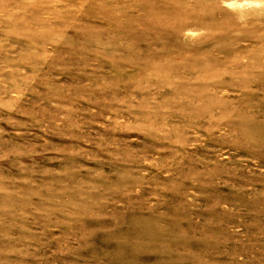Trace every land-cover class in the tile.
Segmentation results:
<instances>
[{
    "label": "rangeland",
    "instance_id": "obj_1",
    "mask_svg": "<svg viewBox=\"0 0 264 264\" xmlns=\"http://www.w3.org/2000/svg\"><path fill=\"white\" fill-rule=\"evenodd\" d=\"M0 264H264V0H0Z\"/></svg>",
    "mask_w": 264,
    "mask_h": 264
}]
</instances>
